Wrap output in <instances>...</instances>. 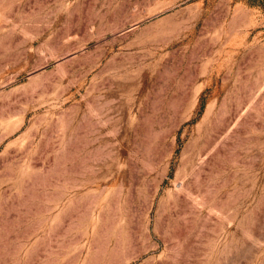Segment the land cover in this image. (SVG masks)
I'll return each instance as SVG.
<instances>
[{
	"label": "rangeland",
	"instance_id": "374dc122",
	"mask_svg": "<svg viewBox=\"0 0 264 264\" xmlns=\"http://www.w3.org/2000/svg\"><path fill=\"white\" fill-rule=\"evenodd\" d=\"M0 264H264V0H0Z\"/></svg>",
	"mask_w": 264,
	"mask_h": 264
}]
</instances>
